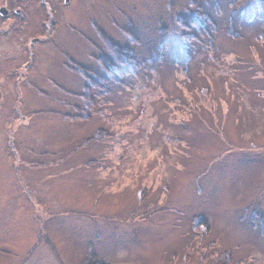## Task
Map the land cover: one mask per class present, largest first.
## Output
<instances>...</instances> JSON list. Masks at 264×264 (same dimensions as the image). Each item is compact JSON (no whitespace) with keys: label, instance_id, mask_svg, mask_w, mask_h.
Wrapping results in <instances>:
<instances>
[{"label":"rangeland","instance_id":"1","mask_svg":"<svg viewBox=\"0 0 264 264\" xmlns=\"http://www.w3.org/2000/svg\"><path fill=\"white\" fill-rule=\"evenodd\" d=\"M86 2L0 114V264H264V0Z\"/></svg>","mask_w":264,"mask_h":264},{"label":"flooded vegetation","instance_id":"2","mask_svg":"<svg viewBox=\"0 0 264 264\" xmlns=\"http://www.w3.org/2000/svg\"><path fill=\"white\" fill-rule=\"evenodd\" d=\"M73 1L87 7L86 0H0V114L17 117V69L29 76L32 62L41 50L53 48L69 60L66 48H60L55 35L68 27V7ZM92 15V12H88ZM64 20L63 22H60ZM63 36V35H62ZM66 49V50H65ZM29 55L26 63L23 58ZM43 59V58H42ZM63 63V61H62ZM23 65V66H22ZM24 76V75H23ZM11 83L14 85L12 86ZM13 96L12 108L7 106ZM7 101V102H6ZM19 110V109H18ZM13 143L16 139L17 124L14 126Z\"/></svg>","mask_w":264,"mask_h":264},{"label":"trees","instance_id":"3","mask_svg":"<svg viewBox=\"0 0 264 264\" xmlns=\"http://www.w3.org/2000/svg\"><path fill=\"white\" fill-rule=\"evenodd\" d=\"M195 22L197 23L198 21H194V23ZM106 43H107L108 49L110 50L111 54L115 57V59L118 62H120V63H126V62H131L132 61L133 54L129 51L128 48L121 47L119 44H117L116 42H114L113 40H111L109 38H107V42ZM87 78L90 80L91 88L92 89H95V85L93 84V77H91V75L88 74L87 75ZM113 111H108V113H106V114L110 116L111 113L113 114ZM81 113H82V117H86V115L88 114L87 111H82ZM77 116H80V115H77ZM113 116L116 117L115 114H113ZM99 131L101 133V135L99 137H101V136H109L110 139L114 140L112 138L113 137L112 133L109 134L107 130H99ZM130 134L138 135V136L141 137V141L138 144H141V142L144 141L146 137L148 139L150 138V131H149V129L146 131L145 136H142L141 134H139L137 132H133V131H131ZM127 137H129V135H127ZM119 139H121V137H119ZM150 140H151V138H150ZM152 140H153V138H152ZM157 142H158V144H160V139L159 140L157 139ZM162 144L164 146V143H162ZM109 146L111 147L112 145H107V151H109V152L113 151V149L110 148ZM152 146H153V144L151 145V147H149V150L152 149ZM159 146L160 145H157V146H155L153 148H156V147L158 148ZM131 147H132V145L129 146L128 143H124L123 148L121 150V155H119V153H117V155L115 157V158H117V159H115L116 162L117 161H121L122 158H123V153L126 152L125 149H128L129 150ZM104 148L105 147L103 145V151L100 152L99 159H101V158H107L106 150H104ZM102 153H104V154H102ZM111 157H112V155H111ZM88 160L89 161L90 160H93L94 161L93 158H91V159L90 158H87L83 162H86ZM95 160H97V159H95ZM81 165H82V163H81ZM152 180H154V179H152ZM152 201H154V199L153 200H150L149 202H152ZM194 221H196L199 225H203L204 226V234L205 233L208 234V231L210 230L209 229V223H208V220L204 216H197V217H195ZM213 252H214V256H212L213 257L212 259L214 260L215 263H219V264H245V263H242V262L233 263V261H231V257H230L231 255L229 253H224V252H221V251H217L215 249H214ZM91 254H90L91 257L92 256L95 257L93 252H91ZM220 255L222 256V258L220 257ZM94 262H95V260L92 258L91 261H89V263H87V264H94Z\"/></svg>","mask_w":264,"mask_h":264}]
</instances>
